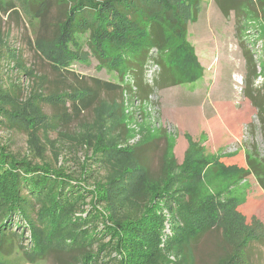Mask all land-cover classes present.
I'll return each mask as SVG.
<instances>
[{"label": "rangeland", "instance_id": "obj_1", "mask_svg": "<svg viewBox=\"0 0 264 264\" xmlns=\"http://www.w3.org/2000/svg\"><path fill=\"white\" fill-rule=\"evenodd\" d=\"M11 5L14 10L6 9ZM28 9V0H0V97L10 107L22 106L33 94L64 91L69 85L78 84L75 78L80 76L83 84L97 78L118 84L122 89L99 93L100 106L96 105L93 110L88 107L76 119L53 129L47 128L49 118L53 119V114L63 109L70 112V105L60 107L58 102L50 105L41 101L43 113L47 115L43 130L32 134L0 126V146L18 157L53 168L64 162L65 171L82 173L85 181L82 184L87 187H94L93 182L98 179L106 183L103 188L108 193L118 194L123 191H118V186L127 188L129 174L140 172L131 155L134 148H138L154 175L159 173L162 163L197 166L205 158L209 163L194 176L190 192L198 193L202 200L212 197L221 226L203 233L193 243L195 264H214L233 251H239L236 256L241 264H264V239L252 240L244 249L232 251L233 240L225 241L222 236V227L233 233L234 240L251 227L255 228L256 235H264V193L246 164L249 156L256 160L264 157V136L259 129L257 109L249 98L250 94L256 98L264 95L259 89L262 78L251 72L255 69L259 74L264 64L261 1L251 0L248 5L243 4L242 10L229 9L224 15L215 0H198L195 19L187 16L186 40L201 66L200 76L189 83L156 86L147 100H140L133 90L129 91L130 82L123 81L116 71L100 66L83 36L79 42L84 58L69 63L67 70L53 69L46 57L48 47L36 43V32L40 31ZM50 34L48 29L46 35ZM248 59L252 62L248 63ZM157 71L158 67L151 61L145 65L148 79ZM87 124H90L89 132L85 130ZM91 127L95 128L94 134L90 132ZM64 130L69 134H64ZM96 145L102 147V152L94 155ZM113 148L123 151L111 153ZM232 165L241 171L235 172ZM83 167L87 171L83 172ZM122 174L126 176L118 184L110 178ZM139 186L138 183L130 187L128 192L139 196ZM148 187L157 188L153 183ZM126 194L123 209L114 210L118 222L128 218V210L141 207L137 197ZM162 205L165 222L160 250L171 231L168 205L164 202ZM16 220L14 217L13 221ZM13 221L10 229L21 233L15 247L22 248L5 245V252L9 254L0 252V264H54L52 255L34 262L24 259L29 232L22 221L17 229ZM256 222L261 228L254 227ZM99 250L103 252L104 247ZM164 256L179 262L183 255L164 251Z\"/></svg>", "mask_w": 264, "mask_h": 264}, {"label": "trees", "instance_id": "obj_2", "mask_svg": "<svg viewBox=\"0 0 264 264\" xmlns=\"http://www.w3.org/2000/svg\"><path fill=\"white\" fill-rule=\"evenodd\" d=\"M215 1L224 15L229 9L242 10L243 4L251 2ZM255 1H261L264 10V0ZM28 5L40 31L36 32V43L46 44V57L56 71L61 67L67 70L69 63L84 58L79 42L83 36L89 52L100 66L116 71L123 81H129L128 90H133L140 100H147L156 86L189 83L200 76L201 66L186 40L187 16L195 19L198 0H28ZM13 8L11 5L6 9ZM48 29H51L49 36L46 35ZM262 37L264 40V32ZM154 51L156 54L151 55ZM246 56L249 58L248 54ZM248 60V63L252 62ZM149 61L158 67L151 79L145 74V65ZM251 72L255 77L260 75L259 89L264 91V64L259 74L255 69ZM82 78H75L78 84H71L64 91L33 94L17 108L10 107L9 102L0 97V126L35 134L43 130L47 120L41 101L50 105L58 102L60 107L69 103L70 112L62 108L61 112L53 114V119L49 118L47 128L53 129L67 120L76 119L88 107L93 110L100 103L99 93L122 89L118 84L97 78H90L92 83L83 84ZM249 98L257 109L259 129L264 136V95L256 98L255 94H250ZM87 126L85 130L89 132L90 124ZM94 129L90 128L91 134ZM64 134L69 133L64 130ZM98 146L94 148V155L102 152V147ZM122 151L110 150L117 154ZM131 155L140 172L129 174L125 182L127 188L118 186V191L123 189L118 194L108 193L103 188L106 183L98 179L93 182L94 187H87L82 184V173L75 175L65 171L64 162L53 168L46 163L18 157L1 145L0 252L9 254L5 252V245L22 248L20 245L15 247L21 233L10 229L16 217V222L13 221L16 229L20 226L19 221L28 229L29 246L23 250V256L31 262L52 255L54 264H195L193 243L203 233L221 226L219 213L215 210L217 204L212 197L202 200L198 193L190 192L194 176L209 161L203 158L197 166L175 163L164 166L162 163L161 170L154 175L138 148H134ZM246 164L264 193V157L256 160L249 156ZM220 168L223 172V166ZM231 168L235 172L241 171L236 165ZM82 171H87L86 167ZM89 171L91 175V169ZM125 176L110 178L118 184ZM138 183L139 196L128 192ZM151 183L157 188L149 189ZM126 193L137 197L141 207L128 210V218L118 222L114 210L122 206L128 196ZM163 202L170 211L171 231L160 250L165 222ZM254 227L261 228V225L256 222ZM222 229L223 239L231 238L235 244L232 251L244 249L252 240L264 239V235H256L252 227L235 240L233 233L225 227ZM102 247L104 250L100 252ZM164 251L183 256L179 262L170 261ZM237 252H229L214 264H241Z\"/></svg>", "mask_w": 264, "mask_h": 264}]
</instances>
